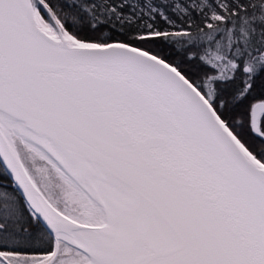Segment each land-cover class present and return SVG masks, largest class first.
I'll return each mask as SVG.
<instances>
[{"label": "snow or ice", "instance_id": "obj_1", "mask_svg": "<svg viewBox=\"0 0 264 264\" xmlns=\"http://www.w3.org/2000/svg\"><path fill=\"white\" fill-rule=\"evenodd\" d=\"M0 264H264V0H0Z\"/></svg>", "mask_w": 264, "mask_h": 264}]
</instances>
